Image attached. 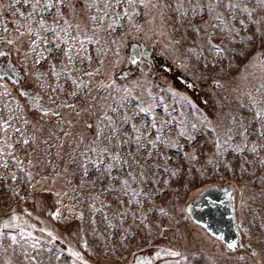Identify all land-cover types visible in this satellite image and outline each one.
<instances>
[{"label": "rangeland", "instance_id": "obj_1", "mask_svg": "<svg viewBox=\"0 0 264 264\" xmlns=\"http://www.w3.org/2000/svg\"><path fill=\"white\" fill-rule=\"evenodd\" d=\"M224 2L227 4L229 0ZM212 3L213 0H190L183 4L181 12H177L175 9L180 6V0H150L147 8L136 6L135 11L140 15L134 16L131 23L127 17H122L115 31L107 29L105 23L104 29L94 35V25L88 21V16L95 14V10L85 9V0H70L67 6L62 5L61 12L67 20L79 24L82 29L86 28L89 36L100 40L99 45L86 43L84 55L91 56V62L74 60V66L80 72H72V77L87 82L86 88L82 86L77 90L72 81L66 79L67 73L62 74L59 80L51 73L52 64L56 65L57 71L61 70L62 64H67L63 56L66 45L61 43V47L56 49L54 43L41 44L38 51L44 53L45 59L37 64L39 57L29 50L30 41L36 37L28 35L23 28L16 31L15 22L23 23V20L18 14L13 15L17 7L25 13L31 8L22 4L13 5V0H0V22L12 29V32L6 33L0 27V42L14 41L10 45L23 57L36 89L44 95L43 102L58 109L48 111L45 121L30 115L17 92L4 78H0V92L6 90L9 93L0 96V109H4L0 115H13L15 119L12 123L23 133H10L8 139L13 147H4L3 153H0V233L4 234L0 238V264H33L25 253L29 257L36 256L42 264H81L67 252L68 248L79 252L83 261L90 264H129L135 252H151L152 247L158 246L179 251L180 255L159 257L150 264H256L249 256H243V259L230 257L217 248L212 249L208 237L184 210L189 195L211 181H232L242 185L240 205L250 226L251 239L261 241L258 251L264 260V165L259 163L264 159V140L255 134L259 125H251L253 134L247 141L235 136L233 141L220 149L219 155L215 144L208 142L215 140V134L209 130L212 128L222 139L228 128H232L234 134L242 131L237 125L243 120L247 126L254 116V111L249 110L253 99L264 102V63L257 57V53L264 49V9H257L253 14L252 19L260 21L257 25L252 24L246 14L239 12L233 19V13L223 6H217L215 13L209 14L207 9ZM152 4L157 6L152 7ZM247 6L255 8V0ZM125 7L116 11L123 12ZM216 14L222 15L230 22L229 28L236 31L221 32L213 27L219 23L214 19ZM44 18L49 24L55 19L54 15L47 13ZM241 20L247 28L240 24ZM33 27L37 25L33 24ZM20 32L25 35L21 36ZM249 36L252 40L247 39ZM210 37L213 44L220 45L219 52L210 50ZM129 38L144 42L155 40L170 59H183L187 71L208 84L207 91L216 109L212 112L209 104L206 107L192 99L177 80L169 82L164 77L155 76L113 77L111 70L121 66L129 55ZM48 39L51 41L53 38L49 36ZM46 48L53 51L47 52ZM117 51L119 55H116ZM95 69H99L95 75H85ZM40 73L47 75L37 79ZM113 81L118 86L132 89L133 95L143 100L145 106L152 104V113L147 116L140 114L134 123L151 121L153 115L158 121L174 118L165 140L176 142L177 147L158 143V150H153L154 154L148 156L147 151L136 153L135 145L131 148L117 146L120 140L127 138L131 125H120L115 113L101 107L109 103L117 107L111 96L123 95L102 87ZM42 83L53 87L57 83L62 84L64 91L53 92L52 87L42 88ZM73 91H77L76 96L69 95ZM149 91L151 97L148 96ZM5 104L13 111L4 108ZM65 104L75 107L63 106ZM119 111L123 116L138 110L127 107ZM168 112H171V117ZM104 114L111 116L117 126L124 129L112 144L102 141L101 145L131 164V167L125 165L122 170H118L119 165L113 168L111 175L120 177V180H111L107 176L101 178L103 165L97 171L90 162L97 157L86 151V148L94 146L98 123H106L102 121ZM83 116L92 121L91 127L85 125ZM24 120L29 123L25 124ZM192 125L196 128L193 129ZM182 129L187 136L178 135ZM108 131L105 128L106 134ZM152 135L154 139L155 131ZM4 139L0 134V142ZM25 139L28 144L23 143ZM252 144L257 145L255 154L247 150L239 153L232 151L236 145L246 146L247 149ZM129 152L133 156H129ZM192 156L197 159H191ZM133 159L139 163H133ZM209 159H212V164L207 163ZM105 162L114 163L107 157ZM4 164L8 166L3 167ZM165 168L169 170L165 171ZM141 171L145 180L140 179ZM128 172L134 173L135 181L127 175ZM123 179H128L131 188L141 190L142 195H125L121 190ZM110 187L113 190H106ZM43 197L50 206L47 210L35 204ZM129 200L133 202L129 203ZM27 210L39 216L40 222L56 239L50 241L46 234L31 231L28 227L24 231H30L32 239H21L19 228L3 227L10 214L15 212L18 220H22ZM57 211L59 216L53 218L52 214ZM81 214L83 218H80ZM11 235L17 236V243L13 244L8 238ZM34 240H38L43 249L39 255L32 248ZM85 242L87 248L84 247Z\"/></svg>", "mask_w": 264, "mask_h": 264}, {"label": "snow or ice", "instance_id": "obj_2", "mask_svg": "<svg viewBox=\"0 0 264 264\" xmlns=\"http://www.w3.org/2000/svg\"><path fill=\"white\" fill-rule=\"evenodd\" d=\"M70 2V0H13V5H23L24 7H30L31 11L25 13L20 10L19 7L16 8V11L13 13V15H19L23 23L21 21H16V31H19L20 29H26L27 34L32 36L34 35L36 39H32L29 43V50L33 53H35L39 59L36 60V63L39 64L42 59H45L44 53L38 51L41 44L48 45L50 43L55 44V48L59 49L61 47V43L66 45V47L63 50V56L67 59V64L61 65V70L57 71L56 65H51V73L54 77H56L58 80L62 76V74L67 73L66 79H70L72 81V84L76 86V89L79 90L82 86L87 87V82L83 80H77L72 77L71 73L76 72L79 73L80 69L76 68L74 66V60L79 59L81 63H83L85 60L91 62L92 57L91 56H85L84 53L87 51L86 43L96 44L99 45L100 40L99 39H93L92 36L88 35V30L82 29L79 24H73L69 20H67L62 12H61V6H67V4ZM150 0H85V9L87 10H95V14L88 16V21L94 25L92 28L93 35L95 33L100 32L104 29L105 23H107V29L111 31L116 30V26H118V21L122 17H127L129 22H132V19L134 16H139L140 13L135 11V8L137 5H141L145 8L149 6ZM185 2H190V0H180V6L176 8L175 10L177 12H181L183 9V4ZM252 2V0H229L227 4H225L224 0H213V3L208 6V13L213 14L215 13L217 6H223L225 9L230 10L233 13L232 18L235 19V15L237 12L240 14H246L248 17V20L252 24H259L260 21L253 20V14L257 11V9H264V0H255L256 7L255 8H249L247 6L248 3ZM13 5H10L13 6ZM127 6L124 8L123 12H118L116 9L121 8L123 6ZM156 4H152V7H156ZM133 9L132 12H129L128 9ZM48 15H54L55 19L53 20L52 24H49L46 19L44 18L45 14ZM37 16H39V19L37 20ZM214 19L217 20L219 23L217 25H214L213 27L219 28L221 32L228 30L229 32L236 31L234 28H229V21H226L222 15L216 14L214 16ZM264 19V17H262ZM61 21L63 24L61 25ZM33 24H36L37 27H33ZM240 24L247 28L248 26L244 23L243 20L240 21ZM133 27H136L135 24H132ZM0 27H2L3 32L10 33L12 32V29H9L6 25H3L2 22H0ZM206 27V26H205ZM259 31V28L257 29ZM20 35H25L24 32H20ZM211 35H214L211 34ZM51 36L53 39L50 41L48 37ZM19 39V37H17ZM248 40H252V37L249 36L247 38ZM8 44L14 43L12 39H8L6 41ZM39 42V43H38ZM113 43H118V41H114ZM208 45L210 50H216L219 52L220 45L213 44L211 37L208 39ZM45 51L52 52V48H46ZM189 51H193V49H189ZM98 55L100 54L98 50ZM202 54V53H201ZM6 55L5 52L0 51V56ZM116 55H119V52L117 51ZM257 57L261 59V62H264V53H257ZM132 63H136V59L133 58ZM103 63V61H101ZM99 69H95L92 72H87L85 75L93 76L95 75ZM15 75V73H13ZM47 73H40L37 75V79H40L41 76H46ZM2 78V77H0ZM15 83V81H13ZM42 88L45 87H52V91L56 92L64 91V87L62 84L57 83L54 87L51 85H47L46 83L41 84ZM102 87H108L112 89V91L117 93H123V95L116 97L111 96V99L115 101L117 107H113L112 104H104L101 105L102 108H106L107 110L111 111L112 113H115L117 117H119V123L120 125H131V132L127 133V138L122 139L119 141L118 147H129L131 148L132 145H135L136 153H139L141 151H147L148 156H152L154 154L153 150H158V143H163L166 146L169 147H177V143L173 142L171 140H165V134L169 131V126L172 125L175 120L174 118L168 119V120H157V118L153 115L151 121L144 120L140 122L139 124L134 123L133 121H136L140 114H144L145 116L152 113V104H148L145 106V103L143 100H141L139 97L133 95L132 89L124 86H118L115 84V81H113L111 84L108 85H102ZM9 93L5 90L3 92H0V96H7ZM20 95L27 96L28 93L21 91ZM71 96H76L77 91H73L69 93ZM148 96L151 97L152 93L149 91ZM39 97H33V103L39 104ZM51 100L52 98L49 97ZM93 99H96L93 97ZM101 99L108 100L109 97H102ZM54 103V101H53ZM261 103H264L262 101H257L253 99L250 111H254V116L251 120H249L248 125L246 126L243 123V120L239 122L237 125L242 131L238 133H233L232 128L226 129L224 133V138L222 139L219 134H216V130L214 128L209 129L215 134V140H209V143H214L217 155L220 154V149L224 147L227 142L233 141L235 136L241 137L244 141H247L249 136L253 133L250 131L251 125L253 123H256L259 125V127L256 128V135L260 140H264V106H260ZM68 107H75V105H63ZM19 107V105H17ZM127 107H134L138 111L134 112L132 115H120V109L121 108H127ZM4 108H7L9 112H12L13 109L10 108L7 104L4 105ZM4 109H0V112H3ZM45 114H47L48 110H44ZM168 116L171 117V112H168ZM15 119L13 115H9L7 117H4L0 115V134H2L5 139L0 142V153H3V148H12L13 145L9 141L8 137L10 136V133L16 132V133H22L21 128L15 127V125L12 123V121ZM102 121L106 123H98L97 125V131L95 138L93 140V145L91 147L86 148V151L92 152L97 159L95 161H90L93 166L97 169V171H100V166L103 165V170L101 172V178H104L107 176L111 180H120V177L112 176V170L116 165H119L120 168L118 170H122L125 165L128 167H131V164H129V161L126 159H123L121 155L118 153H113L109 150L108 147L101 146L102 141H107L108 144H112L113 140L122 132H124L123 127L117 126V122L113 120L111 116H108L104 114L102 116ZM24 123L27 124L29 121L24 120ZM233 123L235 124V118L233 119ZM91 127V125H89ZM193 129L196 128L195 125L191 126ZM105 128H107L109 131L106 134ZM153 131H155L156 135L153 139ZM179 136H187V132L185 130H181L178 133ZM195 137H189V139H194ZM142 141L146 143H142ZM28 140H23L24 144H28ZM149 148L151 150H149ZM249 151L251 153L257 152V145L252 144L250 148L246 149V146L236 145L232 151L234 152H243V151ZM11 155V153H8ZM129 156H133L132 152H129ZM105 157H107L108 160L113 161L114 163H106ZM191 159H197V157L192 156ZM19 163V161H17ZM133 163H139L135 159H133ZM208 164H212V159H209L207 161ZM259 163L264 165V159L259 160ZM3 167H7V164L2 165ZM155 167V165L153 166ZM165 171H168L169 169L165 168ZM87 171H85V175H87ZM127 175L132 178L133 181H135L136 177L134 173L128 172ZM173 175H176L175 172H173ZM15 178V177H14ZM140 179L145 180L146 177L144 176L143 171L140 173ZM155 182V181H153ZM165 184H167V181H164ZM122 184V191H124L125 195L130 196H140L142 195L141 190L132 189L128 179L121 180ZM108 191L113 190V188L106 189ZM226 195L231 198V194L226 192ZM132 200H129V203H132ZM161 212L164 215H167V213L163 212V209H161ZM53 218H57L59 216V211L56 213H53ZM82 214H81V217ZM18 220V216L13 213L11 216V221L15 222ZM94 223V222H93ZM3 227H14L19 228L20 231L18 235L21 239H32V233L25 232L24 228L21 227V225L16 223H9L8 221H5L3 223ZM29 227H32L29 225ZM109 227H112L111 224H109ZM41 232L45 231V229H40ZM3 233H0V238L3 237ZM48 236L52 237L53 239H56V237L53 236L51 232H48ZM13 244L17 243V236L11 235L8 237ZM216 239L224 241L225 237L223 235H217ZM237 242L233 240L232 242L227 243V248L229 250H235L237 247ZM84 247L87 248V244L85 242ZM32 248L36 250L37 255H39L43 249L40 247V242L38 240H34L32 243ZM161 253H164L165 255H172V256H178L180 255L178 252H168L167 250H160L158 251L155 256L160 257ZM26 257L29 258L33 264H42V261H37L36 256H28L27 253H25ZM71 255L75 257L77 260L81 261V264H87L86 261H83V258L81 257V254L79 252L72 251ZM255 255V253H253ZM59 259V257H57ZM243 259V257H241ZM139 264H150L149 261L140 260Z\"/></svg>", "mask_w": 264, "mask_h": 264}, {"label": "water", "instance_id": "obj_3", "mask_svg": "<svg viewBox=\"0 0 264 264\" xmlns=\"http://www.w3.org/2000/svg\"><path fill=\"white\" fill-rule=\"evenodd\" d=\"M259 53H264V49ZM132 56H134V53ZM122 74L123 73L119 74L120 78ZM213 83H215V85L217 84L215 81H213ZM41 94L40 92V95ZM42 96L44 95L42 94ZM41 104L42 107L40 110L42 112H45V109L48 111H57L56 107L47 106L42 100ZM209 107L212 112L216 109V105L212 98H210ZM88 120L90 121V119ZM226 192L231 194V198L226 195ZM241 194V184H236L232 181H226L225 183L211 181L201 185L192 192L185 201L183 207L191 220L208 237L210 244L213 246H211L212 249L217 248L221 253L230 257L249 256L256 264H264L263 257L260 251H258V246L261 241L251 239L252 233L250 231V226L245 218L243 208L240 205ZM217 235H223L225 240L221 241L216 239ZM233 240L237 242L238 246L235 250H229L227 248V243ZM162 249L168 252H179L171 250L169 247H152L150 250L151 252H135L129 264H139L140 260L152 263L159 258L156 257L155 254ZM253 253H255V255H253ZM163 256L169 255L161 253L160 257Z\"/></svg>", "mask_w": 264, "mask_h": 264}, {"label": "flooded vegetation", "instance_id": "obj_4", "mask_svg": "<svg viewBox=\"0 0 264 264\" xmlns=\"http://www.w3.org/2000/svg\"><path fill=\"white\" fill-rule=\"evenodd\" d=\"M129 44L130 52L128 57L125 58L121 66L111 70L113 77L120 78L119 74L123 73L120 79L124 77L151 78L155 76V78L164 77L169 82L177 80L182 85L181 89L192 99L206 107L207 104H210V94L207 91L208 84L204 79H198L191 72L187 71L183 59H170L159 48L158 44L155 43V40L144 42L142 39L129 38ZM0 51L6 53V55L0 56V77L4 78L11 85L12 89L17 92L30 115L36 118L40 117L44 121L47 120L45 112L40 110L42 107L41 100L43 101L44 96L40 95V92L36 89L20 52L6 42H0ZM133 53L134 56H132ZM133 58L136 59V63L131 62ZM21 91L27 92L28 95H20ZM36 96L40 98L39 104L33 103V97ZM82 120L85 125L89 126V122L90 125L92 124V121H89L84 116ZM144 253L146 252L144 251Z\"/></svg>", "mask_w": 264, "mask_h": 264}, {"label": "trees", "instance_id": "obj_5", "mask_svg": "<svg viewBox=\"0 0 264 264\" xmlns=\"http://www.w3.org/2000/svg\"><path fill=\"white\" fill-rule=\"evenodd\" d=\"M259 59V58H258ZM46 201H47V199H45L44 197L41 199V200H39V201H37L35 204L37 205V206H41L42 208V210H47L50 206H48L47 204H46ZM17 215V214H16ZM11 214L8 216V219H6L5 221H8V222H12L11 221ZM18 216V215H17ZM18 218H19V216H18ZM40 217L39 216H37L33 211H31V210H27V211H25V218L24 219H22V220H17L16 221V224H19V225H21V227H23V228H26V227H28L29 228V230L31 229V231L32 230H36V231H39V232H41L40 231V229H45V231H43V232H41V233H44V234H46L47 236H48V232H49V230L47 229V227L43 224V223H41L40 222V219H39ZM1 223H2V220H1ZM29 225H31L32 227H29ZM28 228H26V229H28ZM53 234V233H52ZM53 236H54V234H53ZM48 238H49V240L50 241H53L54 239L52 238V237H50V236H48ZM67 252L68 253H71L72 252V250L70 249V248H68V250H67ZM87 264H90V263H87Z\"/></svg>", "mask_w": 264, "mask_h": 264}]
</instances>
